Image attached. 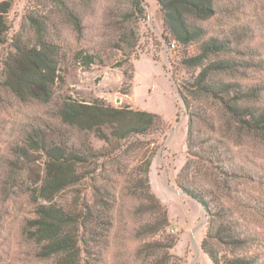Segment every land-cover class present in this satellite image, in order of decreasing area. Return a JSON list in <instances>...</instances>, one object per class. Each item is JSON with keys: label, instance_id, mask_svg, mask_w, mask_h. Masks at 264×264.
Instances as JSON below:
<instances>
[{"label": "rangeland", "instance_id": "rangeland-1", "mask_svg": "<svg viewBox=\"0 0 264 264\" xmlns=\"http://www.w3.org/2000/svg\"><path fill=\"white\" fill-rule=\"evenodd\" d=\"M142 1L145 14L126 21L119 10L131 12L132 0H89L88 4L68 0L78 5L83 25L78 33L61 5L51 0H14L7 16L8 42L0 47V264H52L36 257L38 246L28 231L36 208L32 189L44 176L46 159L40 152L31 153L29 161L15 153L17 146L28 144L34 131L49 144L74 146L81 152L88 146L101 153L79 166L80 183L55 198L64 207L87 202L94 209L95 222L79 232L83 264H145L147 259L136 257L139 248L166 238L175 240L170 253L184 260L168 264H196L200 253L207 258L200 264H213L201 248L209 231L206 211L178 185L188 161V118L178 85L189 78L183 58L195 54L200 43L183 47L176 42L175 51H170L158 2ZM215 5L212 18L194 23L205 30L206 37L229 42L225 57L241 63L237 74L244 82L264 88V0H215ZM28 13L49 19L50 40L60 47V78L49 103L22 102L4 84L3 62L14 51V39ZM31 36L27 30L25 39ZM80 51L96 55L98 61L85 67L76 59ZM67 98L102 99L115 108L152 112L161 116L165 129L109 144L93 132H80L61 122L58 109ZM261 100L264 104V95ZM150 143L156 151L149 192L172 218L157 235L143 232L157 215L150 209L143 211L154 201L144 200L148 191L139 183L141 158ZM225 162L230 169L245 164L253 176L251 180L229 178L235 190L231 197L225 191L223 213L226 220L234 219L236 231L249 232L256 242L235 249L215 246L222 255L244 252L261 255L260 262H264V137L253 135L243 145L232 146Z\"/></svg>", "mask_w": 264, "mask_h": 264}, {"label": "trees", "instance_id": "trees-1", "mask_svg": "<svg viewBox=\"0 0 264 264\" xmlns=\"http://www.w3.org/2000/svg\"><path fill=\"white\" fill-rule=\"evenodd\" d=\"M51 1L63 7L68 21L78 33H82L78 5L72 6L75 2L70 4L68 0ZM82 1L83 4L89 3V0ZM132 1L131 12L119 10L126 21H130L133 15L146 12L142 0ZM156 1L162 13L163 37L167 45L177 42L188 47L200 43L195 54L183 58L182 65L189 78L181 80L178 85V94L188 118V161L182 169L183 179L178 185L206 211L209 231L201 248L213 264H264L260 262L261 255L252 256L243 252L227 256L215 246L219 244L235 249L256 242V237L249 232L236 231L233 228L234 219L226 220L223 213L226 210L225 191L228 192L226 197H231L235 190L230 186L229 178H253L245 164L234 166L232 170L227 168L225 157L230 155L232 146L243 145L245 138L253 135L264 137V104L261 100L264 88L244 82L245 78L237 74L241 63L225 57L229 42L215 36L206 37L205 30L194 23L215 15V0ZM13 3L14 0L0 2V47L8 42L10 26L7 16ZM24 25L14 39V51L3 62L4 84L22 102L35 100L49 103L60 78V47L50 40L48 18L28 13ZM27 30L32 38L25 39ZM76 59L85 67L98 61L96 55L83 51L76 54ZM58 115L69 128L93 132L109 144L144 137L155 131L163 133L165 129L158 114L135 110L130 106L115 108L102 99L85 102L67 98L62 101ZM41 138V134L34 131L28 144L15 149L17 155L28 161L33 152L42 153L46 159L44 176L35 182L32 189L36 208L34 217L28 221L29 236L38 246L37 258L52 260V264H83V240L79 232L95 222L94 209L87 202L80 207H64L57 205L55 198L80 183L82 175L79 166L101 153L88 146L81 152L74 146L49 144ZM137 144H140L139 140ZM150 145L141 158L143 178L139 183L146 185L148 191L144 200L154 201L150 208L143 211L150 209L157 215L155 223L147 225L143 232L157 235L169 225V219L167 211L149 192V173L156 151ZM139 146L142 150L141 144ZM174 245L175 240L169 238L148 241L139 248L136 257L147 259L145 264H168L171 260L184 262L170 253Z\"/></svg>", "mask_w": 264, "mask_h": 264}, {"label": "built area", "instance_id": "built-area-1", "mask_svg": "<svg viewBox=\"0 0 264 264\" xmlns=\"http://www.w3.org/2000/svg\"><path fill=\"white\" fill-rule=\"evenodd\" d=\"M176 47H177V45H176L175 42H172V43L170 44V46L168 45V49H169L170 51H175Z\"/></svg>", "mask_w": 264, "mask_h": 264}, {"label": "crops", "instance_id": "crops-1", "mask_svg": "<svg viewBox=\"0 0 264 264\" xmlns=\"http://www.w3.org/2000/svg\"><path fill=\"white\" fill-rule=\"evenodd\" d=\"M169 220H170V221L172 220L171 216H170ZM202 253H203V252H202ZM201 255H202V256H201ZM201 259H203V260L205 261V259H207V258H205V256H203V254L200 253V256H199L198 261L196 262V264H200V260H201ZM208 263H209V262H208Z\"/></svg>", "mask_w": 264, "mask_h": 264}]
</instances>
